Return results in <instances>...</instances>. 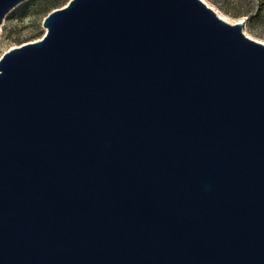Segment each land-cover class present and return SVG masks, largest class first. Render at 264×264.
<instances>
[{
	"label": "water",
	"instance_id": "1",
	"mask_svg": "<svg viewBox=\"0 0 264 264\" xmlns=\"http://www.w3.org/2000/svg\"><path fill=\"white\" fill-rule=\"evenodd\" d=\"M43 27L0 58V264H264V43L244 21L69 0Z\"/></svg>",
	"mask_w": 264,
	"mask_h": 264
},
{
	"label": "rangeland",
	"instance_id": "2",
	"mask_svg": "<svg viewBox=\"0 0 264 264\" xmlns=\"http://www.w3.org/2000/svg\"><path fill=\"white\" fill-rule=\"evenodd\" d=\"M229 23L244 21V32L264 43V0H204ZM69 0H26L5 15L0 24V58L12 48L41 39L45 17Z\"/></svg>",
	"mask_w": 264,
	"mask_h": 264
},
{
	"label": "bare ground",
	"instance_id": "3",
	"mask_svg": "<svg viewBox=\"0 0 264 264\" xmlns=\"http://www.w3.org/2000/svg\"><path fill=\"white\" fill-rule=\"evenodd\" d=\"M225 19V18H224Z\"/></svg>",
	"mask_w": 264,
	"mask_h": 264
}]
</instances>
